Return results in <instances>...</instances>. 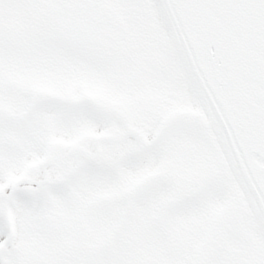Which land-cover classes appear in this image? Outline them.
I'll list each match as a JSON object with an SVG mask.
<instances>
[{
	"label": "snow or ice",
	"instance_id": "obj_1",
	"mask_svg": "<svg viewBox=\"0 0 264 264\" xmlns=\"http://www.w3.org/2000/svg\"><path fill=\"white\" fill-rule=\"evenodd\" d=\"M0 264H264V0H0Z\"/></svg>",
	"mask_w": 264,
	"mask_h": 264
}]
</instances>
